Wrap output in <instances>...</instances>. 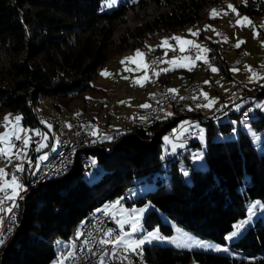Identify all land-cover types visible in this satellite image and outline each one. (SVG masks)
I'll return each instance as SVG.
<instances>
[{"label": "trees", "instance_id": "1", "mask_svg": "<svg viewBox=\"0 0 264 264\" xmlns=\"http://www.w3.org/2000/svg\"><path fill=\"white\" fill-rule=\"evenodd\" d=\"M221 1L115 0L108 7L105 0H0V112H17L24 126L50 133L37 109L42 99L56 100L58 109V105H68L76 98L86 100L89 91L98 89L91 82L98 68L111 57L126 49L144 48L147 40L155 41L185 25H200L203 18H213L209 11ZM151 2L164 9L151 20L113 37L129 9H142ZM234 6L252 18L264 13V0H234ZM198 35L210 50V61L225 78H231L220 41L206 36L203 27H199ZM176 69L183 70H161L159 85L168 83ZM185 71L191 78L192 74ZM243 92L262 100L264 82L244 86ZM242 107L228 118L206 124L203 168L190 165L192 156L187 147L199 145L197 137L186 150L179 149L169 158L161 155L163 133L174 126V120L202 113L200 106L172 105L150 126L131 125L115 137L105 135L110 150L89 149V156L104 167L101 177L88 181L83 176L86 170L76 159L59 177L39 182L23 196L18 226L0 250V264H49L57 254L63 257L71 247L76 222L89 218L105 201L127 196L132 179H152L158 170L168 172L166 179L157 175L153 189L135 199H125L129 204L150 201L154 206L146 212L144 226L158 225L170 233V224L162 219L166 215L192 233L224 242L235 221L246 214L245 202L264 200V151L255 147L239 122L237 135H226L235 125L232 117L242 120ZM222 108L224 105L216 112ZM249 122L255 131L264 132L262 108L249 117ZM180 161L190 165L186 176ZM23 168L28 181L34 163L25 161ZM229 246L231 253L158 242L142 249L148 264H189L193 260L202 264H264V219L258 217L250 223Z\"/></svg>", "mask_w": 264, "mask_h": 264}, {"label": "rangeland", "instance_id": "2", "mask_svg": "<svg viewBox=\"0 0 264 264\" xmlns=\"http://www.w3.org/2000/svg\"><path fill=\"white\" fill-rule=\"evenodd\" d=\"M229 5L234 6V0H222L209 11L208 16L213 17L212 10H215L217 14L215 18L205 17L200 21V25H198L197 23L185 25L182 28L173 31L170 35L163 34L159 36L155 41L152 39L147 40L146 46L144 48L136 47L133 49H126L121 53L114 55L98 68L97 73L94 77L95 79L93 78V80L91 81L92 84L97 85L96 87H98V89H96V91L99 90L101 93L108 92V94L104 96L95 95L92 100L88 98H86V100L85 98H76L69 102L68 105H58V114H60V116L62 115L61 117L64 118L65 123L69 126L72 119L79 118L85 120V122H83L85 126L86 124H90L89 127L87 126V130H89V133L98 134L99 132H107L109 133V136L115 137L118 133L124 130H128L130 128L131 122L128 121V118L136 117V120L137 118L145 117L144 109L147 107H142L140 103L144 101L142 99L146 98L148 91L153 90L149 94V101L146 104L148 106H151V95L157 93L158 91H163V89H170L175 90L174 92H180L184 85L197 82V84L200 85V89L205 93H203L206 98L205 102H200L198 104L194 102V104L188 103L190 105L189 106L188 104L183 105L178 100H175L174 103H170V97H166L167 103L163 104L160 116H164V114L170 111L172 105H182L181 107H191L192 105V107H195L199 105L202 110V113H200L199 115L205 113L212 114L213 112H216V110L219 109L222 105H224V108L218 110V112L221 110L229 109V113L214 122L228 118L235 109H237L240 105L243 104L242 100H244L246 94H249L243 92L244 86H252V84L248 83L246 80L236 79L235 76L238 78L240 77L249 80L251 78H254L253 76H255V74L257 73L258 76L261 77L263 74L260 73L259 67L264 68V32L262 31L264 30V13L262 15H256L252 18L247 14L239 12L234 6L237 12L239 13V15H237L236 12L231 11V9L228 7ZM162 9L164 8L158 6L154 2L149 3L146 7L142 9L138 7L129 9L125 14L124 19L120 20L117 24L113 32V37L118 38L120 34L127 32L129 29L134 28L141 22L151 20ZM243 17H247L248 20L243 21ZM238 20L242 21V23L238 24ZM248 21H250L251 23L249 24ZM199 27H203L205 29L206 36L210 37L213 40L215 39L220 41L222 47L221 49H223V53L226 56L228 68L230 69V72H232L231 78L224 77L223 73L217 68V66L210 61L207 52L200 53L203 58H206L207 62H205V59H196L197 49L195 48L194 53L192 54L181 52L177 55H173L172 53H175V51L171 50V48H169L168 46H161L162 41L167 39L169 45L175 47L176 50H179V44L177 43V41L171 38L180 37L184 40L193 41L195 44L200 45L202 48H206V42L204 41V39H202V37H200L199 35L193 36L189 32V29H191L192 32L198 33ZM218 28L222 29L221 32L218 31ZM237 43H239V47H236ZM184 47L185 49H188L189 46L184 45ZM137 50L143 53L142 57H136ZM243 52L245 53V56L243 55ZM166 53L170 54V57H168ZM178 57H188V59H177ZM125 58L133 59L126 60ZM173 60H176V63H172L171 61ZM122 61H124V63H121ZM172 67H181V69L183 70L176 69L172 73L170 81L165 84L166 86H160V83L158 81L159 72L163 69L165 70V68ZM213 67L218 69V71L213 72L211 70ZM249 68L251 69V71L248 70ZM152 69L153 72H151ZM233 69H236V71H234ZM185 70L189 71L190 74H192L191 78L188 75V72H186ZM103 72H107L108 75H102ZM233 73L235 76L233 75ZM181 74H183V76ZM179 79H181L180 83H178ZM90 93L93 92L89 91L87 93V96H89ZM262 100H254V102L247 103L248 105L253 107V113H251V115H254L256 111L260 109V107L258 106L264 101ZM104 102L110 105V109H112V114L107 118V121L105 120L103 122L102 120H100L103 125H100V127H98V129L93 132V122H96V119L90 116L89 108H91L92 106H99V104H102ZM44 103H46L47 105H44ZM56 103L57 102L54 99H42L37 104L38 111L42 112L39 113V115L41 114L46 117L49 116L52 112V108L54 109V107L57 106ZM125 104H128L129 108L136 107L135 110H140L141 115H134L130 117L129 115L131 114L121 112L124 111L123 107H126L124 106ZM242 108L239 109V117L242 120L237 121V119L232 117L231 120H233L235 125L226 135H229L231 137L236 136L237 123L239 122L240 127H242L248 133L255 147L259 150L264 151V132L254 130V128L250 125L249 122L250 116H240ZM262 109L264 111V107ZM9 115L10 122L8 123V126L5 127L4 118L5 116ZM116 115H126L128 118L120 123L117 120ZM190 115L185 118L174 120V126L163 133L161 143V155L162 158H169L171 155L175 154L179 149H183V151L186 150L189 141L181 140V136L175 137L179 128L183 127L182 129L185 130L199 129L200 133L195 136L199 139V145L194 147L188 146L187 148L190 149V154L192 156L190 165L198 168H203L206 165V161L204 158V146L206 140L207 123L196 122L193 124H189L188 122ZM17 116L20 117V114L17 112H11L8 109L1 110L0 112V122L2 124L0 126V134L8 132L10 136V143L12 145H15L14 148L9 149L8 156L6 158L4 156L0 157L3 158V161H0V169H4L6 173L3 178H0V186H3L5 181H7L8 184H11L13 177L9 175L7 166L8 164H14V167H17L19 164L21 165L23 163V158L21 157V154L24 151H27V148H24V150L21 149V147H23L22 143L18 144L19 142L16 143L14 141V136L11 135L12 128L18 127L19 129H24L25 131H23V133H18L21 136L20 141L22 142L24 138L30 137L29 143L35 141L36 148L39 144H46L47 137L49 135L47 131L42 130L40 127L30 128L28 126H24L20 120L17 124V122L15 121V117ZM106 122L109 126L106 125ZM136 122L140 121L136 120ZM139 124L140 123H132V125ZM30 131L33 132V135L30 133ZM37 132H39L41 135H37ZM114 134L116 135L114 136ZM50 138L51 147L47 149L42 148V151L39 153V156H45L46 158L40 160L47 161L49 159V156H51L49 155L51 151L55 150L53 153L56 154L60 149V144H58V142L54 140L52 135H50ZM165 138H167V140ZM8 147V144L0 143V148ZM89 149H91V147ZM16 152H20L19 158L13 155ZM91 157L93 158V164L83 174V176L88 181L98 179L102 176L104 172V167L102 166V164L99 163L93 155H91ZM25 159H27L28 161L31 160L29 155H27ZM11 160L13 161V163L11 162ZM6 163L7 165L5 168ZM31 164H33V159ZM190 165L186 164L184 161L179 162L180 168H185V170ZM167 174L168 172L166 170H158L152 179L140 181L134 178L131 180L132 183L128 186L126 190L127 196H117L111 200L105 201L99 206V209H104L110 213L115 222L118 224L119 228L123 231L121 232L118 239L123 238L125 243L122 244H124L125 246H127V243H131L132 241H137L146 237L148 233H158V235L160 237H163L164 239H152L151 242H146L142 246L153 242H158L161 244L175 245L186 249H203L213 252L231 253L232 251L229 246L230 242L239 237L248 227V225L254 222L258 217L264 219V200L260 198H251L245 202L246 214L235 221L233 228L225 234L224 242H219L211 238L201 237L195 233H192L191 231H188L181 225L177 224L174 220H172L166 215H162V219L170 224L172 228L170 233L161 231L158 225L151 228H146L143 224V218L146 212L154 206L151 204L150 201H146L141 204H137L135 202L129 204L126 203L125 199H135L138 195H142L145 191L153 189L157 185V175L161 176L162 179H166ZM16 183L20 185V182L17 179ZM19 191L20 188H18L14 193L11 187H6L3 191H0V195H2L1 197L7 194L13 196L15 194L17 195ZM256 202H259V204H257ZM251 205H256V207L253 208L250 213L249 208ZM141 208L145 209L143 213L139 212V209ZM133 220H138L139 222L136 232H132L131 229V222ZM241 221H247V223L243 224V226L239 230H237L235 226L237 224H240ZM121 224H123V227H121ZM233 232H236L237 234L235 236H231ZM229 236H231L230 239L227 238ZM201 245L218 246L220 250H216L214 247H203ZM142 246L140 248H143ZM224 249L227 250L225 251ZM49 264H63L62 254H57V256L52 259ZM116 264L134 263L117 262ZM189 264L202 263L193 260Z\"/></svg>", "mask_w": 264, "mask_h": 264}, {"label": "built area", "instance_id": "3", "mask_svg": "<svg viewBox=\"0 0 264 264\" xmlns=\"http://www.w3.org/2000/svg\"><path fill=\"white\" fill-rule=\"evenodd\" d=\"M184 52L192 54L194 53V48L189 46ZM178 53H181V51L175 50V55ZM151 72H153V69ZM201 93L202 90L199 85L194 89H186L185 86V90H181L180 92L167 90L163 94H153L151 95L152 105L144 109L145 117L137 118L136 120L144 121L145 118H149L151 115H157V107L167 101L166 97L184 96L191 100H198L201 99ZM252 98V95L246 94L244 100L252 101ZM252 109L253 107L248 110ZM225 111H229V109L213 112L212 114H193L190 115L188 123L201 122V117L221 116ZM116 117L128 118L127 116ZM135 118L129 119L135 120ZM40 119L43 121L46 120L41 116ZM78 119H72V124L75 127V135L63 133V127L57 120L55 121V132H50V135L53 136L55 141L59 142L60 151L57 158H52L46 163L43 177L58 176L64 173L71 164V160L73 158H79L80 148L101 147L105 150L111 149L110 144L104 140L106 132H99L98 134L89 133L87 126L89 127L90 124H86L85 126L83 124L85 120ZM199 133V129H194L182 135L180 139L190 142ZM61 140H68V147H61ZM22 158L24 161V156ZM92 159L87 158V166H82V170H87L89 166H92ZM38 162L39 155H36L34 168ZM10 176H15L16 179H20V185L22 187H20L19 193L11 199L0 196V237H6L8 240L14 235L18 226L21 212L20 202L25 195V190L40 179L34 178L33 170L29 181H21L20 171H17V167H15V174H10ZM77 231H84V239H77ZM109 232L111 236H109ZM121 232L122 230L108 211L104 209L97 210L89 218L76 222L71 238V254L65 256L63 264H116L117 262L137 264V249L132 251L127 246L115 242ZM103 240H110L112 242L106 244L101 243Z\"/></svg>", "mask_w": 264, "mask_h": 264}, {"label": "bare ground", "instance_id": "4", "mask_svg": "<svg viewBox=\"0 0 264 264\" xmlns=\"http://www.w3.org/2000/svg\"><path fill=\"white\" fill-rule=\"evenodd\" d=\"M221 28H218V31L221 32ZM220 35V34H219ZM173 55H175V53H172ZM243 55L245 56V53L243 52ZM187 83V82H186ZM185 86H186V89H194L196 88L197 86H199V84H197V82H193V83H189L188 85H184V87L182 88V90H185ZM167 90H170V89H163V91H158L157 93L155 94H163L165 93ZM204 92L202 91L201 93V99H198V100H191V99H188V97H184V96H173L170 98V103L173 102L175 100H178L180 101L183 105H187L188 103H200V102H205L206 101V98L203 94ZM207 97V96H206ZM252 100H254L252 98ZM248 102H251V100H242V105H243V109H242V116H251V113H253V109L252 110H248L249 108H251L250 105H248L247 103ZM167 103V101L165 102ZM165 103H162L160 104L158 107H157V115H151L149 118H145L144 121H140V122H136V120H133V119H129L128 118V121H130L131 123H140L139 125L143 126V127H147V126H150L151 124H153L155 121H157L158 119H161L162 116H160L161 114V108L163 106V104ZM176 103V102H175ZM193 103V104H194ZM189 105V104H188ZM201 105V104H200ZM168 106V105H167ZM182 106V105H181ZM190 106V105H189ZM193 106V105H192ZM191 106V108H192ZM199 106V105H198ZM260 108H263L264 107V101L258 106ZM57 110H59L58 108L54 107V109L52 108V112L50 113L49 116H44V115H39V117L41 116L43 119H46L47 121H50V123L52 124V128H51V132H55V121L57 120L61 126L63 127V133L65 134H68V135H75V127L73 126L72 124V121L70 123V126L68 124L65 123V120L64 118H62L60 116V114H58L59 112H57ZM263 110V109H262ZM229 113V111H225L221 116H209V117H201V122L203 123H209V122H214L216 121L217 119L227 115ZM246 114V115H245ZM69 115V114H68ZM77 116V115H76ZM75 116V117H76ZM116 116H125V115H116ZM70 118V117H69ZM117 120L121 123L123 120L127 119L125 117H116ZM225 118V117H224ZM125 123V122H124ZM200 123V122H198ZM122 127V126H121ZM119 130V129H117ZM123 132V131H122ZM121 132V133H122ZM59 144V142H58ZM61 147H68V140H61ZM89 148L90 147H85V148H80L79 150V158H73L71 160V164L76 160V159H80V162L82 164V166H87V158H91V156H89ZM92 148V147H91ZM23 149V147H22ZM60 151V149H59ZM59 151L52 155L47 161H43V160H40V156H39V162L36 164L35 166V169L34 170V178H40L39 180H37L35 183L31 184L30 187H28L26 190H25V194L27 192H29L28 190L34 186H36L39 182L45 180V179H49V178H53V177H56V176H45L43 177V174L45 172V168H46V163L52 159V158H57L58 154H59ZM25 158L26 156V153H22L21 154V157ZM0 161H3V158H0ZM75 163V162H74ZM70 164V165H71ZM92 164H93V159H92ZM91 167V166H89ZM89 167L87 169H89ZM32 171H30L31 173L29 174L28 176V181L30 179V175L32 174ZM8 173L9 175L10 174H15V167L10 165L9 168H8ZM20 176H21V181H25V173L24 171H20ZM43 177V178H41ZM59 177V176H58ZM19 182H20V179H17ZM28 194V193H27ZM13 236V235H12ZM11 236V237H12ZM77 239H84V231H77ZM0 240H2V243H0V250L1 248L4 246V244L8 241V239L6 237H0ZM136 262L137 264H148L147 261L145 260V255H144V250L142 248H137V252H136Z\"/></svg>", "mask_w": 264, "mask_h": 264}, {"label": "snow or ice", "instance_id": "5", "mask_svg": "<svg viewBox=\"0 0 264 264\" xmlns=\"http://www.w3.org/2000/svg\"><path fill=\"white\" fill-rule=\"evenodd\" d=\"M114 2H115V0H105V6L111 7ZM228 7L231 9V11L236 12V14L239 15V13L237 12V10L235 9L234 6L229 5ZM212 14H213V18H215V16L217 15L216 12H215V10H212ZM225 14H227V13H225ZM242 20L243 21H247L248 18L247 17H243ZM237 23L238 24L239 23H242V21L238 20ZM248 23L250 24L251 22L248 21ZM189 32L193 36L198 35L197 32H192L191 29H189ZM171 39L177 41V43L180 46L179 47V50L181 52L186 51L184 45H188L191 48L197 49V55H196V59L197 60H199V59H205V62H207L206 58H203L200 55V53H202V52H208V51H210L209 49L202 48L200 45L195 44L193 41L184 40V39H182L180 37H172ZM161 46H168L169 48H171V50H173V51L176 50L175 47H173V46H171V45L168 44V40L167 39H165L164 41H162ZM239 46H240L239 43H237L236 47H239ZM142 56H143V53H141L139 50H137L136 57H142ZM125 59L126 60H132L133 58H125ZM177 59L187 60L188 57H178ZM171 62L172 63H176V60H173ZM121 63H124V61H122ZM189 70H191V69H189ZM211 70L213 72L218 71V69H216L215 67H213ZM233 70L236 71V69H233ZM248 70L251 71L250 68ZM102 75H108V73L107 72H103ZM262 78H264V77H262ZM206 83H207V81H206ZM169 91H175V90H169ZM142 107H148V105H142ZM4 119H5V127H7L8 126V123L10 122V115L9 116H5ZM20 119L21 118L19 116L15 117V121L17 122V124H18V122H19ZM23 131H25V130L24 129H19L18 127H13L12 128L11 135L14 136L16 140H21V136L18 133L19 132H23ZM36 134L37 135H41L39 132H37ZM165 139L167 140V138H165ZM29 142H30V137L24 138L22 140V144H23V146L25 148H27L29 146ZM0 143L8 144L9 145L8 148H0V155H4V156L7 157L8 156L9 149L15 147V145H12L10 143V136H9V133L8 132H5L3 134H0ZM44 147H47V145L46 144H39L38 147L36 148V151H40ZM13 155H15L17 158H19L20 152H16ZM45 158H46L45 156H41L40 157V159H45ZM17 171H24L23 166L22 165H18L17 166ZM5 175H6L5 170L4 169H0V178H3ZM184 175L185 176L188 175L187 171H184ZM6 187H11L12 188V191L15 193L16 190L18 188L22 187V186L21 185H18L16 183V178H15V176H13L11 184H8V182L5 181L4 185L3 186H0V191H3L4 188H6ZM7 198L8 199H11L12 197H7ZM256 203L259 204V202H256ZM255 207H256V205H251L250 208H249V212L251 213L252 209L255 208ZM144 211H145L144 208L139 209V212L140 213H143ZM245 223H247V221H241L240 224H237L235 227L237 228V230H239L243 226V224H245ZM138 224H139L138 220H133L131 222L132 232H136L137 231ZM121 227H123V224H121ZM236 234H237L236 232H233L231 234V236H235ZM109 236H111V233L110 232H109ZM231 236H229L227 238L230 239ZM152 239H164V238L163 237H160L158 235V233H148L147 236L144 237V238H142V239H139L137 241H132L131 243H127V247L129 249H131L132 251H135L137 248H140L144 243L151 242ZM110 242H112V241H110V240H103V241H101V243H105V244L106 243H110ZM115 242L116 243H125V241L123 240V238H119ZM0 243H2V240H0ZM201 246H203V247H214L216 250H220L218 246H214V245H201ZM224 250L226 251L227 249H224Z\"/></svg>", "mask_w": 264, "mask_h": 264}, {"label": "crops", "instance_id": "6", "mask_svg": "<svg viewBox=\"0 0 264 264\" xmlns=\"http://www.w3.org/2000/svg\"><path fill=\"white\" fill-rule=\"evenodd\" d=\"M167 54V53H166ZM168 55V57H170V54H167ZM165 69H168V68H165ZM164 70V69H163ZM259 71H260V73H262L263 75L261 76V77H259L258 76V74L256 73L255 74V76H253L254 78H251V79H243V78H238V77H236L235 75H234V73H233V75L235 76V78L236 79H240V80H246L248 83H251L252 85H256V84H258V83H262V82H264V78H262V77H264V68L263 67H259ZM249 73V72H248ZM247 73V74H248ZM183 78V77H182ZM95 79V78H94ZM180 80L181 79H179L178 80V83H180ZM177 83V84H178ZM93 85H95V86H97L96 84H93ZM154 88V87H153ZM153 90H150V91H148L147 92V96H146V98H144V99H142V100H144V101H142L141 103H140V105H146L147 103H148V101H149V98H148V96H149V94L152 92ZM93 93H90L89 94V96H87V98L88 99H90V100H92V98H94V96L96 95H107L108 94V92L107 93H101L99 90H97V91H92ZM140 97V96H139ZM111 101V100H110ZM44 105H47L46 103H44ZM124 106H126V107H123L124 108V111H121V112H125V113H129V114H131V115H129L130 117L131 116H134V115H137V116H140L141 115V111L140 110H135L136 109V107H131V108H129L128 107V104H125ZM142 108V107H141ZM209 110V109H208ZM139 111H140V113H139ZM39 113H42V112H39ZM89 113H90V116H92L93 118H95L96 119V122L94 121H92L93 122V132H95L97 129H98V127H100V125H103L102 123H101V121L100 120H102L103 122L106 120L107 121V118L112 114V109H110V105L108 104V103H102V104H99V106H96V107H94V106H92L91 108H89ZM100 116V117H99ZM103 116V117H102ZM126 116V115H125ZM131 120V119H130ZM50 122V121H49ZM106 125L107 126H109L108 124H107V122H106ZM131 125H132V123H131ZM183 128V127H182ZM182 128H179V130L177 131V133H176V135H175V137H177V136H182L183 134H185L186 132H188V131H191V129H187V130H185V129H182ZM42 129V128H41ZM43 130V129H42ZM44 131H46V130H44ZM48 132V131H47ZM51 132V131H50ZM23 133V132H22ZM30 133L33 135V132L32 131H30ZM49 135H50V133H48ZM48 135V137H47V143H46V145H47V147H44V148H50L51 147V139H50V136ZM106 136H109V133H107L106 132V134H105ZM14 138V141L16 142V143H18V142H20V143H22L20 140H16L15 139V137H13ZM50 139V141H48ZM23 145V144H22ZM24 146H23V150H24ZM21 149H22V147H21ZM42 150V149H41ZM55 150H53V151H51V152H54ZM25 153H27L29 156H30V158H31V160L30 161H28L27 159H25L24 158V161H23V163L21 164L22 166H23V164H24V162L26 161V162H28V163H31L32 162V159H33V163H34V157L36 156V155H39V153L41 152H37L36 151V142L35 141H32L31 143H29V146L27 147V151H24ZM33 152H36V154L35 155H32V153ZM27 154H26V156H27ZM49 155H50V153H49ZM48 155V156H49ZM54 155V154H53ZM4 155H0V157H3ZM25 156V157H26ZM47 156V157H48ZM5 158H6V156H4ZM11 162L13 163V161L11 160ZM6 165H7V163L5 164V168H6ZM9 165L10 164H8V166H7V169L9 168ZM14 165V164H13ZM12 165V166H13ZM20 165V164H19ZM15 166V165H14ZM35 169V168H34ZM0 196H2V195H0ZM14 196H16V194L15 195H13V196H10V195H5V196H3V197H14ZM123 232V231H122ZM122 244V243H121ZM124 245V244H123ZM70 249H71V247L69 246V248L67 249V251L65 252V254L63 255V257L62 258H64V256L70 251ZM71 252V251H70Z\"/></svg>", "mask_w": 264, "mask_h": 264}, {"label": "water", "instance_id": "7", "mask_svg": "<svg viewBox=\"0 0 264 264\" xmlns=\"http://www.w3.org/2000/svg\"><path fill=\"white\" fill-rule=\"evenodd\" d=\"M175 122V121H174ZM44 123L46 124V126L51 129L52 128V124L49 121H44Z\"/></svg>", "mask_w": 264, "mask_h": 264}]
</instances>
